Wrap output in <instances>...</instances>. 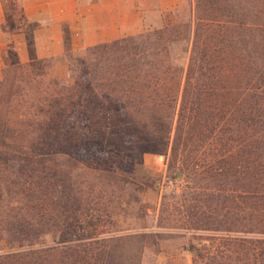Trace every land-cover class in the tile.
Instances as JSON below:
<instances>
[{
	"label": "trees",
	"instance_id": "1",
	"mask_svg": "<svg viewBox=\"0 0 264 264\" xmlns=\"http://www.w3.org/2000/svg\"><path fill=\"white\" fill-rule=\"evenodd\" d=\"M167 149L173 189L156 225L177 210L178 227L207 234L188 244L192 264H264V0H193L186 22L2 68L0 181L29 188L0 191V242L16 243L0 264H118L124 235L78 231L99 215L90 194L58 186L47 204L32 199L65 166L132 187L135 156Z\"/></svg>",
	"mask_w": 264,
	"mask_h": 264
},
{
	"label": "rangeland",
	"instance_id": "2",
	"mask_svg": "<svg viewBox=\"0 0 264 264\" xmlns=\"http://www.w3.org/2000/svg\"><path fill=\"white\" fill-rule=\"evenodd\" d=\"M148 1L152 3L153 0ZM176 5L175 8L166 12L164 25L189 20L193 0H178ZM185 47V42L175 46L176 53L181 54L175 61L179 66L186 64ZM52 63L55 75L63 78L70 77L62 59H55ZM168 156V149L137 154L134 169L137 183L132 187L121 184L113 185L108 177L96 179L86 169L74 172L70 176L65 166L64 172L61 173L64 178L63 182L57 183L56 178L49 176L42 177L41 187H38L40 191L38 196L41 197L38 199V196H35L32 200L34 203L47 204L52 199L51 196L49 199L45 198L44 194L47 193V189L59 188L58 186L73 189L78 193L82 192L80 195L83 198L90 194L88 195L89 200L96 208H99V215L85 219L78 231L93 236L124 235L117 244V253L121 256L118 264H135L137 256L138 264H192L191 253L187 250L188 244L196 241L197 237H201L200 235L205 237L207 234L196 233L198 236H194L192 230L178 227L181 225L179 221H176L179 217L177 210L169 215V212H165V216H169V219L163 221V226L156 225L160 215L161 197L164 193L169 194L173 189L170 188L173 184L169 181L166 185ZM160 157H163L162 160ZM109 162L103 165L104 169L110 167ZM42 174L45 175V173ZM6 178L4 175L0 181L2 196L10 190L18 192L29 188L26 187L28 183L26 184L23 179L17 180L18 183L14 181L15 186L10 187L11 179ZM33 180L38 182L37 176ZM180 189L181 187H176V191ZM22 197L20 194H14L12 199L16 203ZM43 241L46 244L50 243V237L45 236ZM15 244V242L9 244L7 240H3L0 242V247Z\"/></svg>",
	"mask_w": 264,
	"mask_h": 264
},
{
	"label": "crops",
	"instance_id": "3",
	"mask_svg": "<svg viewBox=\"0 0 264 264\" xmlns=\"http://www.w3.org/2000/svg\"><path fill=\"white\" fill-rule=\"evenodd\" d=\"M178 0H0V69L161 27Z\"/></svg>",
	"mask_w": 264,
	"mask_h": 264
},
{
	"label": "built area",
	"instance_id": "4",
	"mask_svg": "<svg viewBox=\"0 0 264 264\" xmlns=\"http://www.w3.org/2000/svg\"><path fill=\"white\" fill-rule=\"evenodd\" d=\"M162 158H163V157H160V159H161V160H162ZM169 183H172V181H171V180H169Z\"/></svg>",
	"mask_w": 264,
	"mask_h": 264
}]
</instances>
